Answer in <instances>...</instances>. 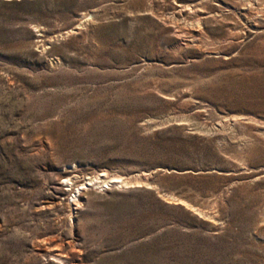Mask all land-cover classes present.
I'll return each instance as SVG.
<instances>
[{
    "label": "rangeland",
    "instance_id": "obj_1",
    "mask_svg": "<svg viewBox=\"0 0 264 264\" xmlns=\"http://www.w3.org/2000/svg\"><path fill=\"white\" fill-rule=\"evenodd\" d=\"M0 264H264V0H0Z\"/></svg>",
    "mask_w": 264,
    "mask_h": 264
}]
</instances>
